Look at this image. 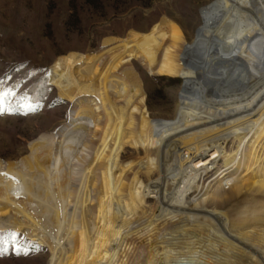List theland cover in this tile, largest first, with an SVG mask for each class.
<instances>
[{
	"label": "bare ground",
	"instance_id": "6f19581e",
	"mask_svg": "<svg viewBox=\"0 0 264 264\" xmlns=\"http://www.w3.org/2000/svg\"><path fill=\"white\" fill-rule=\"evenodd\" d=\"M204 13L191 45L164 18L53 63L72 121L0 161L1 230L49 248L50 264H264V0ZM134 61L183 79L173 123L152 118ZM126 148L145 157L124 162ZM222 161L223 185L201 187Z\"/></svg>",
	"mask_w": 264,
	"mask_h": 264
},
{
	"label": "rangeland",
	"instance_id": "374dc122",
	"mask_svg": "<svg viewBox=\"0 0 264 264\" xmlns=\"http://www.w3.org/2000/svg\"><path fill=\"white\" fill-rule=\"evenodd\" d=\"M216 1L0 0V27L5 32L9 31L6 37L0 38V56L11 62L27 59L32 77L46 79L47 85L53 87L59 97L52 84L50 71V67L58 58L70 53L94 55L102 49L105 39H123L132 31L146 34L164 18L178 23L187 36L188 44L191 45L206 25L205 10ZM133 64L142 81L152 118L173 123L176 106L182 95L183 79L149 77L139 62L134 61ZM61 100L68 104L66 112L61 104L55 107L44 105L40 108L27 102L22 106V112L25 114L22 118H16L8 106L0 104L4 109L3 114H0V161L17 162L23 159L29 155L30 143L44 134L57 137L60 131L69 126L74 104ZM161 155H164L163 151ZM181 156L182 149L176 150L173 161L178 162ZM144 157L143 150L126 148L123 161ZM222 164L223 161L204 178L201 187L206 189L209 186V191H214L219 183L223 185V178L213 181ZM157 177L158 174L155 178ZM191 200H194L193 197ZM148 206L154 209L155 201L149 199ZM34 215L45 229L53 233L49 221L38 211H34ZM5 230L12 231L18 237L16 242L8 247L12 257L0 259V264H50L52 254L49 248L11 229L4 228L1 231ZM25 241L35 246L30 248L29 243L23 244ZM26 250L27 255L24 254ZM15 254L22 256L15 260Z\"/></svg>",
	"mask_w": 264,
	"mask_h": 264
},
{
	"label": "trees",
	"instance_id": "16d2710c",
	"mask_svg": "<svg viewBox=\"0 0 264 264\" xmlns=\"http://www.w3.org/2000/svg\"><path fill=\"white\" fill-rule=\"evenodd\" d=\"M8 32L3 31L0 27V38L6 37ZM2 93H10V95L4 96L0 100V104L8 106L16 118L25 117V114L22 112V106L27 102L40 106V108L44 107V105L55 107L61 104L65 112L68 108V104L57 96L56 90L47 85L46 79H35L32 77L27 59L11 62L0 56V94ZM15 136L14 134V139H16ZM17 237L12 231L0 230L1 260L12 257L11 250L8 247L16 242ZM27 243L30 244V248L35 246V244L27 241L23 244ZM21 256L17 254L13 256V259L19 260Z\"/></svg>",
	"mask_w": 264,
	"mask_h": 264
},
{
	"label": "snow or ice",
	"instance_id": "6c2138e0",
	"mask_svg": "<svg viewBox=\"0 0 264 264\" xmlns=\"http://www.w3.org/2000/svg\"><path fill=\"white\" fill-rule=\"evenodd\" d=\"M6 95H10V93H2V94H0V100H2L3 97L6 96ZM29 110H32V109H29ZM3 111H4V109L2 107H0V114H3ZM24 254L27 255L28 251L27 250L24 251Z\"/></svg>",
	"mask_w": 264,
	"mask_h": 264
}]
</instances>
